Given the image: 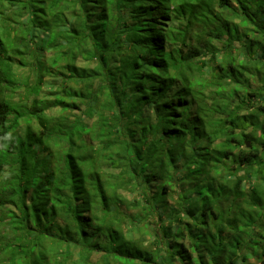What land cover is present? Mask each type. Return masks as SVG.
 Instances as JSON below:
<instances>
[{"label": "trees", "instance_id": "trees-1", "mask_svg": "<svg viewBox=\"0 0 264 264\" xmlns=\"http://www.w3.org/2000/svg\"><path fill=\"white\" fill-rule=\"evenodd\" d=\"M29 66L36 95L63 77L53 101L13 103ZM251 176L264 183V0H0V208L17 237L0 264L263 260Z\"/></svg>", "mask_w": 264, "mask_h": 264}, {"label": "rangeland", "instance_id": "rangeland-1", "mask_svg": "<svg viewBox=\"0 0 264 264\" xmlns=\"http://www.w3.org/2000/svg\"><path fill=\"white\" fill-rule=\"evenodd\" d=\"M48 55V54H47ZM94 64H91V66H93ZM78 66L81 67H88L89 65L86 63L81 62ZM16 74H17V78L20 80V78L22 79L27 78L28 81V86H21L20 88H18L16 90V92L13 95V103L16 105H20V106H31V103L33 102L34 98L37 97V99L39 101H53L57 94H59L60 91L63 90V84H62V79L63 77H57L56 79H52L51 77H46L45 80L40 84V92L38 93V95H36L33 91V89L37 86V78H36V72L33 71V67L29 66V67H22V68H18L16 70ZM24 109H21V111H23ZM76 112H74L75 115H78L80 112L79 110H75ZM47 114L52 117L51 120V124L53 123V121L61 116V111L60 109H51L49 112H47ZM31 126H32V130H34L36 133H38L40 130H43L44 127L40 124H38V122L33 119L31 120ZM46 126L50 127V124H46ZM28 130V124L26 122H22L20 128L18 129V136L21 138H24L26 133ZM46 140V138H45ZM6 147V146H5ZM59 152V151H57ZM35 155V150L30 151L29 152V156L28 158L30 159L31 156ZM13 154L11 155L10 159H12ZM36 159H39V156H34ZM10 164V163H9ZM6 165L5 169H6V174L4 175L3 180H7L8 182L10 181V179L12 178L13 174L11 173L12 171H10V169L12 170V168H10V165ZM39 167H41L40 165H38ZM246 177V176H245ZM251 181H252V185L254 186V188L257 191H264V183L261 182L257 177H253L251 176ZM264 200V197H263ZM10 212V208L9 205L3 206L0 208V252L6 249V247H8L9 245H12L13 243H15L16 241V236L15 234H11V229H10V219L12 216V213ZM139 211L136 210H129V214H136ZM262 219V218H261ZM264 224V220L262 225ZM151 228L150 226H144L142 225L140 231L133 233L132 238L135 240H142V239H150L151 237ZM261 226H257L255 228V232L256 233H260L261 231ZM130 235H132V233H130ZM17 244V243H16ZM98 255H95V258H97ZM207 260H209L208 256H204ZM199 256L195 253L194 254V259H196L195 264H199V260H198ZM242 264H264V259L262 260L260 257L255 258V257H250L248 258V260L246 262H243Z\"/></svg>", "mask_w": 264, "mask_h": 264}, {"label": "water", "instance_id": "water-1", "mask_svg": "<svg viewBox=\"0 0 264 264\" xmlns=\"http://www.w3.org/2000/svg\"><path fill=\"white\" fill-rule=\"evenodd\" d=\"M247 143H248V148H250V146H251L250 143L249 142H247Z\"/></svg>", "mask_w": 264, "mask_h": 264}]
</instances>
